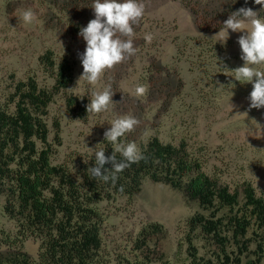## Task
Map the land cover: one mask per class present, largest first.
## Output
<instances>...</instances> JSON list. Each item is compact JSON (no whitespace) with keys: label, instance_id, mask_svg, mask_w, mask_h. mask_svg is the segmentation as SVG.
I'll list each match as a JSON object with an SVG mask.
<instances>
[{"label":"rangeland","instance_id":"1","mask_svg":"<svg viewBox=\"0 0 264 264\" xmlns=\"http://www.w3.org/2000/svg\"><path fill=\"white\" fill-rule=\"evenodd\" d=\"M89 2L69 13L73 8L64 11L66 0H0V101H10L17 83L29 77L53 90L54 99L46 116L52 162L73 171L81 164L94 163L95 151L111 150L112 144L104 137L110 122L132 115L140 123L124 141H134L140 149L153 137L174 146L185 142L189 152L200 151L207 161L205 170L217 176L222 186L243 193L249 184L257 196L264 198V107L250 108L252 84H241L225 69L243 66L238 38L244 33L229 29L226 43L219 42L216 34L224 21L204 24L202 0H141L146 8L143 19L134 26L136 54L106 71L93 87L79 80L83 73L80 55L86 42L74 30L86 27L95 18L94 11L90 12L94 0ZM28 8L38 17L32 25L20 19L21 11ZM249 8L260 15L259 6ZM68 16L74 17V28L68 25ZM85 16L88 20L83 21ZM146 33L154 36L150 44L144 39ZM48 54L56 60L69 56L75 61L74 80L68 88L55 91L54 72L41 61ZM109 84L116 103L111 111L98 115L86 111L82 116L67 106L71 96L85 100L87 106L92 91H102ZM137 84L149 86L146 98L138 99L129 91ZM145 132L149 133L147 137ZM4 202L0 195L2 257L11 254L6 238L20 236L16 223L3 213ZM100 207L106 216L104 240L115 252H124L132 245L142 228L159 224L165 233L156 237V264L183 260L189 236L194 237L199 256L219 264L218 241L199 231L198 235L191 233L188 225L197 215L210 217L212 210H204L166 183L147 178L134 197L115 196ZM248 238L252 242L244 262L254 259L258 252L253 229ZM40 244V240L29 238L21 245L22 252L36 259ZM227 251L235 258V244L228 245Z\"/></svg>","mask_w":264,"mask_h":264},{"label":"trees","instance_id":"2","mask_svg":"<svg viewBox=\"0 0 264 264\" xmlns=\"http://www.w3.org/2000/svg\"><path fill=\"white\" fill-rule=\"evenodd\" d=\"M202 1L206 25L215 20L225 21L242 7L257 5L255 0ZM89 3V0H66L64 11L71 8L69 13L77 11ZM257 6L264 17L261 5ZM93 11L91 8L90 12ZM67 21L74 28V17L68 16ZM74 30L80 32L78 28ZM41 61L54 72L55 91L71 85L76 63L69 56L56 60L48 54ZM9 99L0 101V195L5 199L3 213L16 223L20 236L6 238L11 254L0 255V264H156L155 241L165 233L163 227L152 224L142 228L132 245L124 252H115L104 240L106 216L100 207L115 196L134 197L147 178L166 183L198 202L204 210H212L210 217L197 215L188 225L191 233L198 235L199 231L218 241L219 264H264V198L257 196L249 184L244 186L243 193L222 186L217 176L205 170L207 161L200 151L189 152L185 142L174 146L153 137L141 147L144 159L118 173L115 183L111 179L105 182L88 171L95 167V162L81 164L76 171L52 162L46 116L54 99L53 90L29 77L17 83L15 96ZM66 103L70 110L82 116L86 113L85 100L71 96ZM105 155H112V147ZM116 158L123 160L119 153ZM104 167L111 170L112 165ZM250 229L257 237L258 252L254 259L244 262L243 256L250 251L252 242L248 238ZM29 238L41 242L36 259L22 252L21 245ZM230 244L237 248L233 252L235 258L227 251ZM186 253L176 264H216L199 256L192 236L188 238Z\"/></svg>","mask_w":264,"mask_h":264},{"label":"clouds","instance_id":"3","mask_svg":"<svg viewBox=\"0 0 264 264\" xmlns=\"http://www.w3.org/2000/svg\"><path fill=\"white\" fill-rule=\"evenodd\" d=\"M255 4L261 5V10H264V0H255ZM91 8L94 10L95 18L79 32L86 42V48L80 55L83 73L79 80L87 81L89 85L95 87L106 71L112 70L114 66L136 54L137 49L133 43L134 26L143 19L146 6L141 0H94ZM20 19L25 25H32L38 21L36 13L31 8L22 10ZM229 29L232 32L244 33L238 38L244 64L233 70L225 69L233 73L231 77L241 84H252L250 108L264 107V17L252 8L242 7L229 15L216 34L222 44L229 38ZM144 39L150 44L154 36L146 33ZM129 91L138 99L146 98L149 86L137 84L134 90ZM113 95L110 84L102 91H92L90 103L86 108L87 114L98 115L111 111L116 104L113 102ZM139 123L140 121L132 115H122L110 122L111 127L105 131L104 137L112 144V155L107 157L104 149L94 152L95 167L88 169L92 177L105 182L111 179L115 183L118 173L145 158L136 142L123 140L127 134L135 131ZM144 135L147 137L149 133L145 132ZM117 153L123 157L122 161H117ZM109 163L112 165L111 170L104 167Z\"/></svg>","mask_w":264,"mask_h":264}]
</instances>
